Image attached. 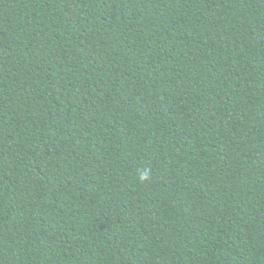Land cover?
<instances>
[{
  "label": "trees",
  "instance_id": "1",
  "mask_svg": "<svg viewBox=\"0 0 264 264\" xmlns=\"http://www.w3.org/2000/svg\"><path fill=\"white\" fill-rule=\"evenodd\" d=\"M0 264H264V0H0Z\"/></svg>",
  "mask_w": 264,
  "mask_h": 264
},
{
  "label": "clouds",
  "instance_id": "2",
  "mask_svg": "<svg viewBox=\"0 0 264 264\" xmlns=\"http://www.w3.org/2000/svg\"><path fill=\"white\" fill-rule=\"evenodd\" d=\"M147 177L146 176H141V179L143 180V179H146Z\"/></svg>",
  "mask_w": 264,
  "mask_h": 264
}]
</instances>
